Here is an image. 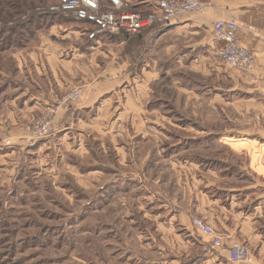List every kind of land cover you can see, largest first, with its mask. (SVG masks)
I'll list each match as a JSON object with an SVG mask.
<instances>
[{
	"label": "rangeland",
	"instance_id": "374dc122",
	"mask_svg": "<svg viewBox=\"0 0 264 264\" xmlns=\"http://www.w3.org/2000/svg\"><path fill=\"white\" fill-rule=\"evenodd\" d=\"M120 1L123 4L121 14L149 16L159 13L158 3L163 0H143L151 5L144 10H136L127 1ZM199 1L208 10L216 8L213 3ZM54 2L55 0H0V264H121V253L131 255L138 247V240L129 233L131 224L127 219V215L134 213L125 212L122 201L127 198L132 208L133 199L138 198L130 192L119 191L102 195L99 189L104 185H113L119 177H124L123 181L128 177L137 186L155 185L156 191L152 190L155 201H181L183 190L178 185H192L194 177L201 181L208 179V175L184 166L182 162L186 161L182 157L201 162L206 160L204 164L216 163L219 166L224 163L227 173L231 174L226 177L227 185H250V188L256 185L258 187L250 193L254 194L255 191L260 197H264V97L261 96L262 100L258 101L255 94L247 92L241 79L244 77L238 73L253 75L256 71V57L252 51L240 45V25L237 20L219 21L235 22L238 26V45L251 53L253 58L250 70L233 69L225 65L219 56L224 45L214 37L218 43L214 61L216 72L208 69L209 65L205 63L204 53L201 52L203 57L197 68H180L174 62L171 74L152 86L154 100L143 105L136 113L157 126H126L120 122L126 110L118 109L114 101L112 112L105 107L96 113V117H101L100 126L96 128V125L89 124L90 127H85L79 121L76 126H71L70 121V126L74 129L72 134L67 135L66 140L53 142L59 115L66 109V105L76 107L80 103L84 92L90 89L87 86L92 76L97 77L100 71L98 69L110 64L117 53H122L124 58L125 54L142 58L147 49L144 45H137L135 41H125L124 46L115 43L96 44L93 41L92 44L96 45H89L90 52L87 55L82 58H67L68 62H72L68 72L65 71L72 76L71 88L66 92L51 90L50 66L55 63L48 60L51 59L48 55L37 60L29 58L35 45L34 42L26 41L28 32L22 29L38 16L47 15L43 10ZM100 2L107 5L108 0ZM184 16L192 19L201 15ZM67 19L71 20L68 24H74L75 20L69 17ZM176 20L177 18L173 21ZM82 27L89 29L84 25ZM31 30L36 33V37L47 33L46 39L52 40L48 30L34 31L33 27ZM66 35L64 42H58L61 48L70 49L71 43L73 46L80 43L75 36L67 38ZM176 53L177 48L170 50L169 55L175 57ZM16 54L21 57L18 62L22 64V72H17L19 64L13 57ZM153 55H156V62L151 68L160 69L164 60H159L160 53ZM38 64L42 72L38 69ZM168 68L172 69L171 66ZM80 70H84L82 77ZM210 72L211 75H208ZM228 75H233L234 79L239 78L233 80ZM196 82L201 89L199 95L194 90L189 91L193 85H197ZM39 83L42 84V93L52 100L46 108L31 109L26 104V108L19 109L11 101L15 90L20 94L24 92L22 97L26 100L31 99L32 92L38 89ZM181 83L185 88L184 93ZM251 83L257 85L258 78L251 80ZM209 87L218 91L217 96H214L215 92L208 90ZM178 89L181 90L178 92ZM77 90L82 91L80 100L65 103L66 96ZM90 91L94 92L88 90ZM214 97L217 99L214 100ZM51 112L56 114L52 115ZM49 115L53 116L52 136L40 139L32 130H28L36 120ZM174 121L183 123V129L174 126ZM161 123L168 129L169 137L165 135V138L163 134L162 137L161 132H157L159 128L164 129L162 126L156 128ZM103 133L107 138H104ZM111 135L116 136L117 142H111ZM100 138L105 141L104 149ZM177 138H185L184 144L176 146ZM70 141H73L72 144ZM112 144L116 146L115 149ZM172 145L180 153L170 159L174 166L171 167L166 160L160 161L163 158L149 167L144 166L149 150ZM238 176L245 177L240 179ZM223 182L220 180L218 183ZM120 183L123 185V182ZM134 185L129 186L136 187ZM134 210L136 212V207ZM196 233L197 238H202ZM215 234L219 236L216 231ZM220 238L223 240V237ZM238 243L249 248L254 260L250 246ZM182 253L179 255L180 260L190 252ZM184 262L179 264H196V261L188 258Z\"/></svg>",
	"mask_w": 264,
	"mask_h": 264
},
{
	"label": "crops",
	"instance_id": "0c3cea01",
	"mask_svg": "<svg viewBox=\"0 0 264 264\" xmlns=\"http://www.w3.org/2000/svg\"><path fill=\"white\" fill-rule=\"evenodd\" d=\"M125 1L130 3L131 6L133 5L132 7L136 8V10H144L145 8L151 7V5H147L149 4L146 3L147 0L146 2L143 0L140 2L139 0ZM203 1L215 4L216 8L209 9L204 16H194L192 19L185 16L177 18L169 26L158 24L159 32L148 33L143 38L146 41L145 47L147 49L142 58L140 56H136L135 58L129 57L127 54L124 55L126 56L124 58L122 53H117L112 59L113 61L109 62L110 64L106 66L107 68L104 66V68L98 69L100 71L97 77L94 78L92 76L87 86L90 89L84 92L80 103L76 107H73V105L72 107H68L71 104L66 105V109L59 115L52 141L66 140L67 135H71L74 130L71 126L79 124L78 121L85 125V127L93 124L97 128V126H100L101 117H98V115L96 117V113L100 109L104 110L105 107L112 112L114 109V101L118 109L126 110V114H123L121 121V117L118 119V121L126 126L139 125L149 127L150 125H156L148 121V118H142L136 112L142 109L143 105L150 104L154 100L155 93L152 86L154 83L160 82L161 78H167L171 74L174 62L176 64L178 63V67L180 68L182 66L197 68L200 63V58L203 57L201 52H203L205 63L209 65L208 69L216 72L214 61L218 43L215 42L213 36V24L219 20L228 21L235 19L239 23V43L255 54L256 71L253 75H248L243 72L238 73L244 77V79L242 77L241 79L245 83L244 87L246 91L255 94L258 101L262 100L260 97H264V0ZM38 17L22 30L28 32L26 34V41L29 43L34 42L35 45V47L33 46L35 49L31 52L32 56L29 58L31 60H37L44 55H48V58L51 57L48 60L55 63L54 66H50L52 77L49 79V86H51V90L66 92L67 89L71 88L72 83L70 82L72 76L66 72H68L69 66H71L70 63L72 62H68L67 58H82L84 55H87L90 52V44L93 47L99 43H115L117 45L122 44L123 46L125 43V40L115 42L118 40H111L106 35L99 38L95 42L96 44H92L93 41L87 38L86 29L82 27V25L86 27V24L74 21V24L70 25L67 23L71 21L70 19L56 14L40 15ZM32 27L34 31L48 30L50 38L52 37V40L54 39L55 42L46 39L45 36L47 33H42L43 35L40 34L36 37V33H33L31 30ZM65 35L67 38L75 36L80 40V43L75 44L76 46H73V43H71L72 46L70 49L61 48L58 42H64ZM29 37L31 38L29 39ZM36 43H39V46H36ZM175 48H177V53L173 57L172 54H169L170 50ZM147 51H150V53H146ZM158 53L161 54L160 56L162 58L158 55L157 57L161 61L163 59L164 63L161 64L160 69L159 67L151 68L156 62V55L153 54ZM13 57L17 62L21 61L19 55L16 54ZM168 64L172 69L168 68ZM39 66L40 64H38V69L42 72ZM20 71H23L22 64L18 65L17 72ZM83 71H79L81 77L83 76ZM208 75H211V72ZM228 76L233 80L239 78L234 79L233 75ZM254 78H258L257 85L251 83V80L253 81ZM196 83L197 85H193L191 87L193 89L190 88L191 90L189 89V91L194 90L196 95H199L198 93L201 92V89L199 83ZM37 86L38 89L32 92L33 96L30 97L31 99L26 100L25 97H22L24 96V92L20 94L19 91L15 90V94L11 96V101L17 104L19 109L26 108V104H29L31 109H37L39 107L46 108L51 104L52 100L48 96L46 98L45 93H42V84L39 83ZM9 87L12 86L10 85ZM181 89L184 93V85ZM181 89H178V92ZM230 89L233 88L230 87ZM88 90H93L94 92H88ZM208 90L215 92L214 96H217L218 91L216 89L209 87ZM216 99L217 97H214V100ZM88 117L91 118L90 121ZM86 119L87 122L84 123ZM70 121H72L71 126ZM173 125L183 129L181 127L183 123L174 121ZM160 126L164 129L159 128ZM156 128H159L157 132H161V136L163 134L165 138L166 136L169 137V131L163 123ZM103 134L104 138H107L105 133ZM115 137V135L110 136L111 142H117ZM143 137L148 138L145 135ZM97 138L99 139V136ZM100 140L104 149L106 146L105 141L103 138H100ZM184 141L185 138L178 139L176 146L183 145ZM71 142L73 141H70V144H72ZM112 146L114 149L116 148L114 144ZM115 151L117 152V149ZM179 154L178 149L173 145L164 148L159 147L157 150H149L148 156L143 164L145 167H149L158 163L160 158H163L160 161L166 160L172 167L174 165H172L170 159ZM182 158L186 161L182 162L184 166H190L196 172H201L205 176L208 175V179L207 181H201L194 177L192 185H178L181 191L183 190L181 201L179 199L173 203H160L155 201V196L152 191H156L154 189L155 185L137 186L134 185L133 179L128 177L125 178V181H123L124 177H119L113 185H104L99 189L102 195L119 191L124 193L130 192L138 198L133 199L134 203H132V208L131 202L127 198L122 201L125 212L129 214L134 213L133 215H127V219L131 224V231L129 233H132L138 240V247L131 255L121 253L119 257L121 262H119L121 264H179L184 262L185 258H188L189 260L196 261V264H233L225 257H221L216 253L208 255L203 251L211 238L206 236H202V238L198 236L197 238L196 232L198 231L192 224V218L196 217L204 220L208 225L213 227L217 234L223 237L224 244L231 245L234 242L248 244L254 255V260L250 264H264V197H260L255 191L254 194L250 193L258 186L252 185L253 187L250 188V185H241L239 187L236 185H227L226 177L231 176V174L227 173L226 164L224 163L218 166L216 163L204 164L207 162L206 160H202L203 163L199 160L190 159L189 157ZM238 177L242 179L245 176ZM220 180L222 182L224 180V182L219 184L218 182ZM120 182H123V185ZM130 184L136 187H130ZM164 199L168 200L166 198ZM137 205L145 207L142 208ZM135 207L136 212H133ZM182 251L186 254L187 252L190 253L183 260H180L179 255L183 254ZM203 258L205 259L203 260Z\"/></svg>",
	"mask_w": 264,
	"mask_h": 264
},
{
	"label": "built area",
	"instance_id": "2783aa9c",
	"mask_svg": "<svg viewBox=\"0 0 264 264\" xmlns=\"http://www.w3.org/2000/svg\"><path fill=\"white\" fill-rule=\"evenodd\" d=\"M106 4L104 5L100 0H55L43 12L62 15L86 24L89 27L86 29L88 40L97 41L99 38L117 34L120 31L140 35L158 24L168 25L174 19L186 14L204 16L208 10V7L199 0L177 2L163 0L158 3L159 13L142 16L140 14H121L123 4L120 0H108ZM237 30L238 26L235 22H215L214 37L217 42L224 45L219 51V56L229 68L250 70L253 67V58L251 53L238 45ZM81 95L82 91H74L66 96L64 102L80 100ZM51 114L56 113L51 112ZM52 115L36 120L33 126L28 127V130H32L36 137H41L40 139L52 136ZM192 222L201 236L211 238L203 249L206 254L216 253L233 264H250L253 261L249 248L245 244L235 242L226 246L222 238L217 236L214 229L205 221L193 218Z\"/></svg>",
	"mask_w": 264,
	"mask_h": 264
},
{
	"label": "trees",
	"instance_id": "16d2710c",
	"mask_svg": "<svg viewBox=\"0 0 264 264\" xmlns=\"http://www.w3.org/2000/svg\"><path fill=\"white\" fill-rule=\"evenodd\" d=\"M47 14H49V13H47ZM158 27H159V25H156L153 28L142 32L140 35H133V34H129V33L125 32V31H120L117 34H109L108 36L111 38V40L114 39V40L121 41V40L127 39L125 41H128L129 43L135 41V43L137 45H144L145 46L146 41H145V39H143L145 37V35L148 33L157 32L159 30Z\"/></svg>",
	"mask_w": 264,
	"mask_h": 264
}]
</instances>
